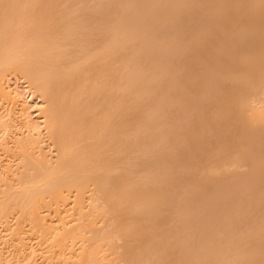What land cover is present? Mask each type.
I'll use <instances>...</instances> for the list:
<instances>
[{
	"label": "bare ground",
	"instance_id": "obj_1",
	"mask_svg": "<svg viewBox=\"0 0 264 264\" xmlns=\"http://www.w3.org/2000/svg\"><path fill=\"white\" fill-rule=\"evenodd\" d=\"M0 93V264H264V0H0Z\"/></svg>",
	"mask_w": 264,
	"mask_h": 264
},
{
	"label": "rangeland",
	"instance_id": "obj_2",
	"mask_svg": "<svg viewBox=\"0 0 264 264\" xmlns=\"http://www.w3.org/2000/svg\"><path fill=\"white\" fill-rule=\"evenodd\" d=\"M16 71H12L11 70V72H6L7 73V75H6V78H5V81H6V84H7V82H8V85H6V86H9V88L11 87V85H12V87L11 88H13V89H16V88H18V87H20V88H22L24 91H25V89L26 90H28V92L30 91V90H34V88L31 86V84H30V82L28 81V79L23 75V73H21L20 74V71H18V72H16ZM22 75V76H21ZM10 78V80H9V78ZM26 78V79H25ZM7 79V80H6ZM10 82H9V81ZM21 81V82H20ZM24 82V83H23ZM10 83V84H9ZM30 85V86H29ZM18 86V87H17ZM27 86V87H26ZM28 92H27V94H28ZM13 95H15V93H13ZM13 95L11 96V97H13ZM17 94H16V98H17ZM10 97V98H11ZM7 99L4 95H2V93H0V114L2 113V115H3V113L4 114H6V112L7 113H11V111H12V109H16V110H20V108L22 107L21 106V103H19V102H21L22 100H24L23 98L21 99V97H19L20 99H18L17 98V100L18 101H15L16 100V98H11V99ZM24 98H27L26 97V95L24 96ZM28 98H30V97H28ZM10 100V101H9ZM14 100V101H13ZM21 100V101H20ZM37 101H38V99H37ZM15 102V103H14ZM23 102V101H22ZM35 101H34V99H33V101H31L30 103H34ZM17 103V104H16ZM18 103H19V105H20V107H19V105H18ZM14 104L16 105V106H14ZM38 104V105H37ZM37 105V106H36ZM36 105H35V107H31L32 109H30V110H35V109H39L41 106H43L42 105V101H38V102H36ZM15 107V108H13V107ZM3 107V108H2ZM37 107V108H36ZM19 108V109H18ZM40 109H42V108H40ZM3 110V111H2ZM16 110H13L12 112H16L15 113V115H14V113H12L14 116V118H15V116H16V119H14L13 117H12V114H8L10 117H9V120L11 119L12 121L9 123L8 122V125H10L14 120L16 121V122H13V124H11L10 126H7V127H1V129L3 128V129H5V131H3V129L1 130L0 129V162L2 163V166H1V168H0V172H4V170H2V169H5L6 170V165H8L7 163H9V160L11 161L12 160V163L14 164L13 166L16 168V167H18V160L16 161V159H15V157H17L16 156V148L14 149V147L16 146V144H17V137L19 138V136H21L22 137V135H23V133L26 135V134H28V128H26V127H24V125L25 124H23L24 123V121H23V118L22 117H24V115L23 116H21V114H22V112H21V110L19 111V112H21V113H19L18 111H16ZM40 111H42V110H39L38 112H36L37 114H38V117L39 116H41V113H43V112H40ZM40 112V113H39ZM35 113V114H36ZM20 114V115H19ZM43 115V114H42ZM20 117V119H22V120H20L18 117ZM8 117V116H7ZM14 119V120H13ZM19 119V120H18ZM8 120V121H9ZM40 120H43V119H40ZM19 122V123H18ZM46 125H45V123H44V125H43V123H41V125H40V130H42V129H44V130H42L41 131V133H42V135H41V137L43 136V134L45 135V136H43V138L41 139V141L42 140H45L44 141V143H43V141H42V146L45 148V150H46V152L48 153L49 152V154H50V151H51V153L53 152V155H54V153L56 152V151H54L55 149H54V144L52 145V139L50 138V137H48V133H47V128L45 127ZM41 127H43V128H41ZM45 127V128H44ZM24 129V130H23ZM5 132V133H4ZM35 133V132H34ZM37 133V132H36ZM35 133V134H36ZM37 135V134H36ZM35 135V136H36ZM47 135V136H46ZM2 136V137H1ZM24 136V135H23ZM6 137V138H5ZM8 137V138H7ZM4 141V142H3ZM16 141V142H15ZM4 143L6 144V145H4ZM14 143H16V144H14ZM8 144H9V146H8ZM13 144H14V146H13ZM44 144V145H43ZM12 145V146H11ZM54 146V147H53ZM10 147H12L13 148V150H12V148H10ZM51 149H53V150H51ZM16 150V151H15ZM6 151V152H5ZM7 153V154H6ZM11 153H13V154H11ZM9 154V155H8ZM13 155H14V157H13ZM51 155V154H50ZM11 156V157H10ZM8 159V160H7ZM8 161V162H7ZM1 163H0V165H1ZM11 163V164H12ZM5 164V165H4ZM17 164V166H15ZM17 172H18V169L16 170ZM6 172V171H5ZM5 172L3 173V174H0V175H6L5 174ZM6 173H8V172H6ZM10 174V173H9ZM8 175V174H7ZM14 175H16V173L14 174ZM14 175H12V174H10V175H8L9 177H10V179H9V177L8 176H4L5 178H7L8 177V179L10 180V182H11V184H12V180H13V182L15 183V181H14V179H15V176ZM11 176H12V178H11ZM14 178V179H13ZM16 184V183H15ZM13 185V184H12ZM1 186L3 187V185H2V183H1V185H0V191L1 192H3V190H2V188H1ZM13 186H15V185H13ZM6 187V186H5ZM5 187H3V188H5ZM1 195V194H0ZM9 215V214H8ZM14 217H15V213L13 214V213H11V215H9V220H12L11 222H13V219H14ZM14 221H15V219H14ZM6 224V225H5ZM9 227H8V224H7V222H0V234H3V235H5L6 236V234H7V236H9V229H8ZM32 235V234H31ZM6 236V237H7ZM34 236V235H33ZM33 241H35V240H33Z\"/></svg>",
	"mask_w": 264,
	"mask_h": 264
}]
</instances>
